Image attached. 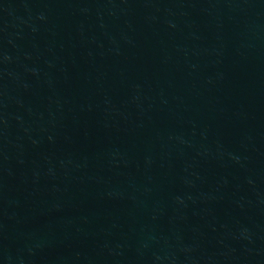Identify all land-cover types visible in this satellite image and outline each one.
I'll return each instance as SVG.
<instances>
[{
  "label": "water",
  "instance_id": "1",
  "mask_svg": "<svg viewBox=\"0 0 264 264\" xmlns=\"http://www.w3.org/2000/svg\"><path fill=\"white\" fill-rule=\"evenodd\" d=\"M0 264H264V0H0Z\"/></svg>",
  "mask_w": 264,
  "mask_h": 264
}]
</instances>
